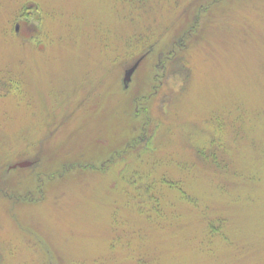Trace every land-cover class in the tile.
<instances>
[{
	"label": "rangeland",
	"instance_id": "rangeland-1",
	"mask_svg": "<svg viewBox=\"0 0 264 264\" xmlns=\"http://www.w3.org/2000/svg\"><path fill=\"white\" fill-rule=\"evenodd\" d=\"M0 264H264V0H0Z\"/></svg>",
	"mask_w": 264,
	"mask_h": 264
},
{
	"label": "water",
	"instance_id": "water-1",
	"mask_svg": "<svg viewBox=\"0 0 264 264\" xmlns=\"http://www.w3.org/2000/svg\"><path fill=\"white\" fill-rule=\"evenodd\" d=\"M141 60H142V58H140L138 61L135 62L134 65H132L129 69L126 70L125 77H124L125 86L129 85L131 78H132V75H133L134 71L136 70V68L138 67V65L140 64ZM31 164H32L31 161L25 160V161H21L19 163L14 164L12 167H17V166L25 167V166H28Z\"/></svg>",
	"mask_w": 264,
	"mask_h": 264
},
{
	"label": "trees",
	"instance_id": "trees-1",
	"mask_svg": "<svg viewBox=\"0 0 264 264\" xmlns=\"http://www.w3.org/2000/svg\"><path fill=\"white\" fill-rule=\"evenodd\" d=\"M142 1H146V0H142ZM144 37L147 39L148 36H143V38H142V40L146 41V39H145ZM172 58H173L172 60H176V59H177V56H173ZM167 60H170V59H167ZM173 62H174V61H173ZM184 69H185V67H183V70H184ZM205 156H206V155H205ZM211 156H213V154H212ZM206 157H208V156H206ZM221 164H222V163H221ZM217 168L220 169L223 173H224V172H229V167H228L227 165H220V164H217ZM239 174H240V172H239ZM240 175H241V174H240ZM240 175H239V176H240ZM158 202H159V201H158ZM158 202H157V203H158ZM157 203H156V204H157ZM156 204H155V205H156Z\"/></svg>",
	"mask_w": 264,
	"mask_h": 264
}]
</instances>
